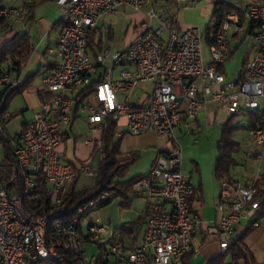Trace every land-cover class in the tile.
<instances>
[{
    "label": "built area",
    "instance_id": "built-area-1",
    "mask_svg": "<svg viewBox=\"0 0 264 264\" xmlns=\"http://www.w3.org/2000/svg\"><path fill=\"white\" fill-rule=\"evenodd\" d=\"M36 1L24 0V5ZM54 1L64 21L54 50L58 59L43 75L47 94L40 110L23 123L15 138L7 136L6 124L21 113L11 114L6 98L9 91L22 84L25 66L15 75L0 65V264H69L67 252L80 264H90L85 255L87 238L102 253L109 254L111 264H172L188 252L196 258L199 247L194 248L193 242L202 229V220L190 203L194 187L182 173L181 145L175 129L193 121L208 102L216 106V117L220 113L230 117L260 108L264 97V2L242 7L234 0H217L232 4L235 12L225 16L221 32L208 47L210 63L206 65L202 56L203 32L197 27L179 32L173 17L157 15L151 8L139 25L140 32L123 53L107 49L94 60L89 57L86 36L100 18L120 8L139 12L154 0ZM169 1L178 4L177 9L194 3ZM24 17L12 6L0 8V19L4 21ZM240 18L257 28L256 52L245 63L242 80L227 81L217 72V66L229 55L228 28L238 24ZM154 20L158 21L157 26H151ZM106 58L111 59V66L93 82L91 76ZM118 66L132 70L122 69L112 78V70ZM145 83H153V89L143 104H134L129 97L117 100V94ZM88 87L89 94L82 98L80 91ZM74 105L78 106L77 112L86 114L90 133L87 144H94L92 135L104 130L109 119L117 123L124 120L130 136L150 131L171 144L169 152L158 155L149 172L136 183L146 195L147 208L141 244L130 253H126L121 241L110 242L118 234L108 232L95 215L99 206L115 194H103L80 206L71 220L54 219L62 211L72 179L86 174L94 181L104 157V149L99 147L92 161L71 164L59 150L74 121ZM248 133L259 150L258 158H263L264 121ZM7 149L15 164L12 177L6 165ZM38 176L45 180L49 205L37 188ZM221 185L219 217L215 221L219 254L235 242V227L241 220L251 221L253 227L258 225L255 215L260 208V202L253 201L254 181ZM83 221H87L85 234ZM53 236L60 239L53 240Z\"/></svg>",
    "mask_w": 264,
    "mask_h": 264
},
{
    "label": "crops",
    "instance_id": "crops-1",
    "mask_svg": "<svg viewBox=\"0 0 264 264\" xmlns=\"http://www.w3.org/2000/svg\"><path fill=\"white\" fill-rule=\"evenodd\" d=\"M190 1H194V3L189 4L187 8L179 7L180 9H177L179 5L178 4L176 5V3L170 2L169 0H154L151 5L143 8L139 12H133L127 8H120L111 15L103 16L102 18L99 19L96 27L90 30L87 34L89 39L88 43L90 45V48H87V53L89 57L94 60L97 55H99L100 53H102L104 50L107 49H109L110 52L112 53V47H113L112 45L114 42V32H115L113 26L119 23L120 20H122V22L124 21L123 24L125 25L124 26L125 34L123 37V42L125 43V50H126V48L129 46V44L134 39V37L140 32L139 25L142 21L146 20V13L150 8L153 9L157 15H166L167 18L173 17L174 26L179 32L184 31L190 27L206 28L210 24L213 15L214 4L216 0H190ZM234 1L238 2L242 7L256 5L264 2V0H234ZM34 19H35V8L32 10L31 13H29L28 20L31 24H36L37 27L42 29V31L39 32L38 36L36 37L37 40L35 45L33 44V40L31 39V52L27 60V63L25 65V68L21 74V79H22V84L26 80H28V84H27L28 87L31 79H33L35 75V73L27 71L31 66V64L37 65V72L41 71L40 85H37L34 90L36 93V97L33 108L36 109V111L34 112L36 113L37 111L40 110L41 102L46 98V94H47L43 89V84H42L43 75L45 74V71L50 67H52L58 59L54 50L57 45L59 28H60L59 20L61 18L55 24H51L50 20H48L45 17H41L37 21ZM205 19H208V22L206 24H205L206 21ZM157 25H158L157 20L152 21L151 26H157ZM204 30L202 32H204ZM256 32H257V28L252 23H250L249 21L243 18H240L238 24H231L229 26L227 31V44L229 49V55L227 59L224 61V63L221 64V67L223 69V75L227 80L225 67L227 62L231 59L233 53L235 54L240 53L239 55L240 70L236 77L227 81L236 82L240 74H242L243 76V65L256 52V42L254 40V35L256 34ZM22 33H27L29 35L27 31H24ZM103 33L107 36V39L109 40V44H111L108 45L107 47L102 46L101 43V37ZM94 47L96 48V50L94 49ZM89 50H91L90 54H89ZM123 52L116 51L115 53H123ZM209 63L210 61H208V63L205 64L207 65ZM105 69H107V67L104 66V61L102 62V65H97L95 74L91 76L92 81L94 80L96 81L98 79V76L104 73ZM122 69L132 70V68L129 66L114 67L112 70L111 77L116 78L118 72ZM152 89H153V83H145L143 85H140L139 87L129 91L130 92L128 96L129 101L137 105L143 104L147 100ZM125 94L126 93L117 94V100H124L126 97L124 96ZM77 109L78 106L74 105V113H75L74 121L72 122L64 141L59 147V150H61L65 154L66 161L69 163L88 161L90 155L92 154V148L94 146L93 144L92 145L87 144L86 143L87 139H84L83 141L76 143L73 134L74 133L73 129L76 126L75 123L77 121H81L83 122L84 125H86V116L84 117V115H81L79 112H77ZM260 110L264 113V97L260 101ZM20 113L22 115V112ZM242 113L243 112H239L235 114L234 118L236 117L238 118V116ZM228 118L229 117H226V115L223 113H220L218 117H216V106L208 102L204 105L203 109L198 113L197 117L193 121L188 122L186 125H182L176 128L175 135L178 138V141L182 137L191 135L193 137L192 143L194 145H198L199 141L197 139V136L201 138V134H203L204 129L207 128L211 129L215 127L221 128V126L227 121ZM25 121L28 120H24L23 123ZM119 121L120 122H118L117 124L116 134L114 137V140L119 141V151H120L119 158L124 159V158H128L131 155H137L136 157L138 160L140 158L139 151H137L136 153H134L135 151H130V152L128 151L129 148L132 146L131 144H133V142L131 140H129V142L128 140H125L130 135L126 133L124 120H119ZM217 121L221 123L223 122L222 125H219ZM247 125H248V120L245 126ZM245 132L247 134L249 144L252 146V148L244 147L241 145L240 142L235 141L238 144L237 146L238 150L234 155L235 164L231 168V172H230L231 181L240 184H246L255 181L261 175L264 167V155L263 158H258L259 150L251 141L248 133L249 131L245 130ZM98 136H99V132L92 135L94 143L97 140ZM130 137H135V136H130ZM137 137L152 138L147 146V148H150L151 150L149 156L151 159L150 168L158 155L165 154L169 152V150L171 149V144L169 143V140L167 138L157 137L154 135V133L150 131L144 132L138 135ZM218 142L219 140L216 143L217 146H218ZM122 143H124L123 146ZM128 145L130 146L128 147ZM143 145L144 144L142 143L139 144L140 147H144ZM124 148L125 151L123 150ZM140 150H142V148ZM241 153L243 154L244 158L247 159L249 157L250 161L248 162V166L244 167L245 169L244 172L236 174V171L234 169V166L237 165L236 156ZM217 156H218V150H217L216 158ZM181 167H182L181 169H183V163ZM212 167L214 168V166ZM213 168H212V173L209 176H207L206 179L203 178L200 172L199 165L196 162H193V168L190 170V172H188L189 173L188 176L184 175V172L182 171L184 177L194 187V194L191 197L190 203L193 210L196 212L197 215H199L200 219L202 220V229L193 242L194 248L199 247V255L196 258H193L191 255L189 264H206L208 261H210L219 254L218 245L216 241L217 227L215 225V221L219 217V213L217 211V205L219 203L222 185L215 178L213 174ZM146 208H147V203L144 209L141 212H138L139 214L137 215V218L145 213ZM110 224L111 221L110 219H108L106 225L108 228V232L115 231L121 225L120 224L117 227L111 228ZM246 224H247L246 220L240 221V223L235 227V231H234L235 236L240 235L244 232ZM143 231H144V224L141 227V230L139 231V234L137 236V246L141 244ZM244 242L245 245L249 248L250 252L252 253L255 261L257 263L264 264V214L260 218L258 225L248 233ZM198 259H200L201 261L198 262L197 261Z\"/></svg>",
    "mask_w": 264,
    "mask_h": 264
},
{
    "label": "trees",
    "instance_id": "trees-1",
    "mask_svg": "<svg viewBox=\"0 0 264 264\" xmlns=\"http://www.w3.org/2000/svg\"><path fill=\"white\" fill-rule=\"evenodd\" d=\"M4 1L5 0H0V8L6 6ZM43 1L45 0H38L32 5L27 6L28 13H31L32 10ZM234 12L235 10L232 4L222 3L221 1L215 2L210 24L203 32V42L208 47L214 44L216 35L221 32L225 21V16ZM63 22L64 21L60 19L59 25L63 24ZM7 24V21L0 19V34L2 38L0 39V65H3L9 71L14 72V74L17 75L25 66L29 58L31 52V37L27 33H14L13 27L8 26ZM88 40V36H86V49L90 48ZM217 72L223 74L221 65L217 66ZM241 80L242 74L239 75V78L236 82H240ZM93 82H95V80ZM27 84L28 80L9 91L6 98L7 105L15 95L21 94L25 90ZM90 88L91 87H88L80 91V95L83 94L82 98L89 94ZM243 113H245L248 120L247 126L241 127L238 125H233L232 122L235 115L230 116L221 126V136L217 146L218 156L215 159L213 174L220 183L223 182L227 186H231L234 183L230 179L231 168L235 164L234 155L238 150V144L233 139L234 132L240 128H244L248 131L253 128H258L264 121V113L260 110V108L244 111ZM116 129V121L111 119L106 121V128L99 132V136L93 144L94 146L92 148V154L88 160L92 161L95 159L99 147H103L104 157L99 163L96 179L93 181V184L90 188L76 191L74 189V184L79 177V175H76L67 186V191L62 204V211L55 215V220H71L74 217L76 210L80 206L88 202L98 200L103 194L110 195L117 193L116 196H120L123 200H130L129 193L138 180L142 178V176H137L122 183L116 180L118 177H122L124 174H126L128 166L137 158L136 155H131L124 159L119 158V141L114 140ZM6 156L8 162V164H6L7 170L10 173V177H12L15 164L8 149L6 150ZM36 185L43 197L42 200L47 205H49L50 201L48 196V188L46 187L44 178L38 176L36 179ZM254 189L255 193L253 196V201L260 202V208L256 212L255 216L260 220L264 214V167L261 175L254 181ZM116 196L114 195L113 198ZM113 198L105 200L99 206V208L109 204ZM47 208L49 209L51 207L48 206ZM246 221L247 224L244 232L235 236V242L231 244L223 254H218L206 264H260L255 261L252 253L244 242L248 233L254 228L251 221ZM144 223L145 215L143 214L135 220L121 224L119 228L115 230V234H118V236H113L110 238V242L116 240L121 241L123 249L126 251V253H130L135 247H137V236ZM51 239L59 240L60 238L53 236ZM86 242L92 241H89L87 238ZM98 249L99 255L91 259L90 264H111V258L109 257V254L106 255L105 252L102 253L100 248ZM191 253L192 252L186 253L178 262H173L172 264H189ZM66 255L69 264H80L72 253L67 252Z\"/></svg>",
    "mask_w": 264,
    "mask_h": 264
},
{
    "label": "rangeland",
    "instance_id": "rangeland-1",
    "mask_svg": "<svg viewBox=\"0 0 264 264\" xmlns=\"http://www.w3.org/2000/svg\"><path fill=\"white\" fill-rule=\"evenodd\" d=\"M217 1V0H216ZM4 3L6 5L12 6L14 8L19 9L24 15L25 18L23 19H13L7 21L8 26L13 27L14 33H22L24 31H27L33 40V44H36V37L38 36L39 32L42 31L41 28L37 27L36 24H31L28 20V7L24 5V0H5ZM41 17H45L48 20H50L51 24H55L61 17H62V11L61 9L56 5L54 0H45L43 2H40L35 7V19L39 20ZM121 19V18H120ZM205 24L208 22V19H205ZM124 21H119L116 25L113 26L114 29V42L112 47V53H115L116 51L123 52L125 50V43L123 42V37L125 34V25L123 24ZM201 31L205 29V27H199ZM0 39L1 34H0ZM101 43L102 46L107 47L109 44V40L107 39V36L103 33L101 37ZM96 50V48L94 47ZM91 53V50H89V54ZM240 53H233L231 59L226 64V78L227 80H231L234 77L238 75V72L240 70V59H239ZM202 56L203 61L205 63H208L210 61V55L208 46L203 42L202 45ZM111 59L106 58L104 59V66L109 68L111 66ZM28 72L35 73L34 78L31 79L28 87L21 93L15 95L8 104V110L11 114L16 115L18 112H22V115L14 116L10 118V120L6 124V134L9 138H15L22 129V123L24 120H29L32 118L34 112L36 109H34V103H35V87L37 85H40V78H41V71L37 72V65L31 64ZM26 71V73H27ZM137 91V90H136ZM126 94L124 96H129V91L125 92ZM86 116L85 113L81 114ZM222 118V117H221ZM120 122V121H119ZM223 123V122H222ZM118 124V123H117ZM233 125H239V126H245L247 124V117L245 113H242L238 116V118H234ZM75 127L73 129L74 138L76 140V143H79L83 141L84 139L89 138L90 133L88 132V129L86 125L83 124L81 121H77L75 123ZM221 128L215 127L211 129H204L203 134H201V138L197 136V139L199 141L198 145H194L193 137L191 135H188L186 137H182L179 139V142L181 143V158L183 163V169L184 175L188 176V172L193 168V162L198 163L200 172L204 179L207 178L212 173V166L215 163V158L217 155V141L220 139L221 136ZM176 134V130H175ZM150 138V137H149ZM148 137H127L125 140H131L133 144L129 148L130 151H139V159H135L134 162H132L128 166V170L126 174L122 177H118L116 180L118 182H125L127 180H130L132 178H135L137 176H144L146 175L150 170V148H147L148 144L150 143L151 139ZM73 139V138H72ZM178 139V138H177ZM233 139L237 142H240L242 146L252 148V146L249 144V140L247 137V134L245 132L244 128H240L236 130L233 134ZM144 144V147H140L139 144ZM201 143V146H200ZM135 144V145H134ZM124 143H122V146ZM130 145H128L129 147ZM142 148V150H140ZM200 148V149H198ZM125 151V148L123 149ZM137 156V155H136ZM249 159V160H248ZM243 161V162H242ZM250 161V158L247 159L244 158L243 154H238L236 156V163L237 165L234 166V169L236 171V174L244 172V167L248 166V162ZM251 164V163H250ZM93 184V178L86 174L79 175L77 181L74 184V189L76 191H81L87 188H90ZM140 187H138L136 184L133 186V189L129 193L130 200H123L120 196H116L117 193H114L116 197H114L111 202L103 207H101L99 210L95 212V215L99 218L100 223L103 225H107L108 219L111 221V228L117 227L122 223H126L130 220H135L137 218L138 212H141L144 207L146 206L147 199L146 195L141 191ZM142 194V195H141ZM112 195V194H110ZM162 203V201H160ZM86 225L87 221H83L82 224V231L85 234L86 233ZM85 255L87 260H91L99 255V249L98 246L93 242H87L85 245ZM198 262L201 260L198 259Z\"/></svg>",
    "mask_w": 264,
    "mask_h": 264
}]
</instances>
